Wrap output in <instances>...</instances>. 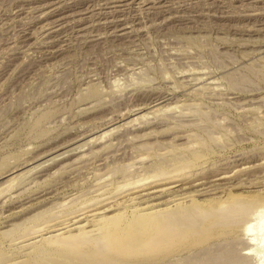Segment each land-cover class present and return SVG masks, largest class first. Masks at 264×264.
Wrapping results in <instances>:
<instances>
[{
  "label": "rangeland",
  "instance_id": "374dc122",
  "mask_svg": "<svg viewBox=\"0 0 264 264\" xmlns=\"http://www.w3.org/2000/svg\"><path fill=\"white\" fill-rule=\"evenodd\" d=\"M262 199L264 0H0V264ZM256 206L145 264H264Z\"/></svg>",
  "mask_w": 264,
  "mask_h": 264
},
{
  "label": "bare ground",
  "instance_id": "6f19581e",
  "mask_svg": "<svg viewBox=\"0 0 264 264\" xmlns=\"http://www.w3.org/2000/svg\"><path fill=\"white\" fill-rule=\"evenodd\" d=\"M238 201H235V207L231 206L234 208L227 211L226 215L218 214V217L211 207H201L202 205L198 204L176 207L160 213L141 214L134 211L128 217L118 213L111 219H102L99 222V235L94 240L87 239V236L80 232L67 238H53L45 248L46 255L40 257L37 262L21 264H145L160 251L167 254L175 247L177 250H184L193 234H196L198 240H204V237L216 233L214 228L218 227V224L234 225L233 221L239 218L237 214L242 215L247 209L246 206L251 204L258 207L256 206L257 209L251 214V225L245 229V233L257 240L264 239V199L254 203L251 201L249 204ZM210 218L211 221L208 220ZM222 249H225V246ZM219 259L217 264L222 258ZM211 263L214 264L212 261Z\"/></svg>",
  "mask_w": 264,
  "mask_h": 264
}]
</instances>
